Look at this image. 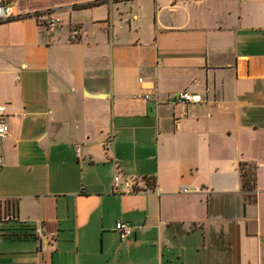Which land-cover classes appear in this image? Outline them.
Segmentation results:
<instances>
[{"label":"crops","instance_id":"1","mask_svg":"<svg viewBox=\"0 0 264 264\" xmlns=\"http://www.w3.org/2000/svg\"><path fill=\"white\" fill-rule=\"evenodd\" d=\"M10 8L0 264H264V0ZM12 220L34 236L10 237Z\"/></svg>","mask_w":264,"mask_h":264},{"label":"built area","instance_id":"2","mask_svg":"<svg viewBox=\"0 0 264 264\" xmlns=\"http://www.w3.org/2000/svg\"><path fill=\"white\" fill-rule=\"evenodd\" d=\"M189 1L199 2L201 0H189ZM11 4L12 3L7 2V0H0V21L15 17L11 12V8H10ZM49 13L50 12L42 11L38 15H43V16L45 15L43 22L46 26H55L59 24L61 19L59 17H52ZM71 35L72 37H76L78 35V30H73L71 32ZM139 81H142V78H139ZM139 96L143 97L146 100H151L152 98V94L148 92H141ZM194 98L195 96L191 92L185 90H179L173 94L174 102L191 101ZM6 116L7 113H6L5 105L0 104V138L7 135L9 131V124L7 122ZM1 163H2V157L0 156V164ZM119 187H120V177L119 175H115L113 178V191L118 192L120 189ZM114 228L117 230L119 237L121 239H127L128 235L131 232V225L128 222L122 220H117L115 222Z\"/></svg>","mask_w":264,"mask_h":264},{"label":"trees","instance_id":"3","mask_svg":"<svg viewBox=\"0 0 264 264\" xmlns=\"http://www.w3.org/2000/svg\"><path fill=\"white\" fill-rule=\"evenodd\" d=\"M7 2H13V0H7ZM47 12H50V10H47ZM40 12H35L34 15H38ZM14 18V17H13ZM11 18V19H13ZM11 19L3 20L0 22H5L9 21ZM240 171H241V179H242V188L245 191H250L254 188V171L251 166L247 167L245 164H240ZM142 182L147 186V187H152L153 186V180L151 178H143ZM11 226L15 228V230H18L19 232H11L8 235L10 237H16V238H24L26 236H34V234L31 233L32 230H34L33 226L21 222L18 220H12L10 222Z\"/></svg>","mask_w":264,"mask_h":264}]
</instances>
